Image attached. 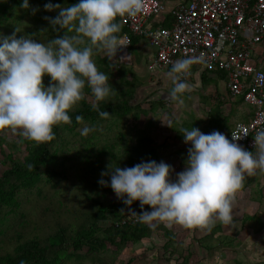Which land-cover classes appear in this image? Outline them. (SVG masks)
<instances>
[{
  "label": "clouds",
  "instance_id": "1",
  "mask_svg": "<svg viewBox=\"0 0 264 264\" xmlns=\"http://www.w3.org/2000/svg\"><path fill=\"white\" fill-rule=\"evenodd\" d=\"M22 6L29 8V0H22ZM44 8L58 10L55 17H46L53 26L67 27L74 34L65 33L47 43L0 34V130H20L25 138L38 143L54 138L55 125L71 122L70 111L84 98L86 84L97 102L94 108L99 109V102L109 96L108 76L96 65L94 48L109 57L116 55L123 46L117 35L121 31L117 17L136 16L143 11L144 0H78L67 6L47 0ZM197 63H207L204 54L186 55L173 63L166 73L173 83L169 99L183 103L182 94L193 88L184 77ZM46 75L51 78L48 85ZM99 115L111 113L101 110ZM76 119L83 120V116ZM89 131L84 127V134ZM183 139L190 147L186 167L175 180L170 178L172 165L150 159L126 167L110 164L98 183L110 186L129 206V214L152 227L156 222L210 230L217 219L232 223L234 200L246 177L264 170V128L255 134V151L239 144L240 138L233 133L229 139L219 130L205 133L195 126L184 128ZM105 175H110V181ZM135 201L140 203V212L131 208ZM51 230L47 223L36 238L52 234ZM20 264L27 262L21 260Z\"/></svg>",
  "mask_w": 264,
  "mask_h": 264
},
{
  "label": "trees",
  "instance_id": "2",
  "mask_svg": "<svg viewBox=\"0 0 264 264\" xmlns=\"http://www.w3.org/2000/svg\"><path fill=\"white\" fill-rule=\"evenodd\" d=\"M65 1L67 5L78 2V0H53V3L67 6L63 4ZM46 3L47 0H29L30 9H27L22 6V0H0V20H2L0 21V34L4 36L15 34L19 38L15 32L16 29L12 26L14 24L13 17L18 10H26L28 13L23 18H28L30 24H37V28L28 29V35L35 39L37 36H41L43 42L47 43L55 38L54 34L58 27V35L62 36L65 27L53 26L46 19L49 17L46 16L47 12L55 11L46 10L44 8ZM34 8L38 11L33 12ZM125 31L127 30L121 27V31L117 35L120 36ZM70 34L73 35L74 30ZM93 52L95 53V50ZM106 62L108 61L103 62L106 65L105 68H99V70L107 74L111 86L110 94L113 93V95L107 96L109 99L100 101L99 109L94 108L84 96L70 111L71 122L54 126L55 136L51 141L38 143L25 137L21 138V133H17L16 139H19L20 142L18 140L12 144L6 142L8 148L6 153L0 147V156H3L0 165L4 167L0 172V264H20L21 260L26 261L27 264H60V262L62 264L71 259L74 261L88 260L92 264L102 263L103 260L98 255L109 250V246H114L115 251L113 252L117 253L128 243H136L144 237L152 235L155 230V227L148 226L147 223L141 221L121 224L120 219L129 206L124 204L121 199H107L106 193L108 194L112 188L102 186L97 180L93 182L92 179L98 178V171H103L108 167L111 164V159H123L122 167L133 166L144 160L155 159L158 161V148L154 146V141L148 135L143 133L144 135L137 140L135 145L122 146V149L118 147L119 155L114 153L117 148H112L111 145L100 147L101 149H98L94 156L83 157L82 165L81 163L75 164L72 159H78L81 151L88 152L90 149L78 150L70 155L66 154L71 143V140L69 142L66 139V135L70 137L71 134H77L79 127L85 121L98 120L101 117L99 111L114 109L120 105L121 108L115 110L127 115L133 108L130 104L131 93H133L138 80L134 79L130 73L131 79H123L118 76L119 81H117L115 76L108 72L110 63ZM117 73L121 76L124 74L123 71ZM50 81V77L46 75L44 77L45 85ZM84 92L85 95L94 97L87 84ZM115 96L118 97V101L114 104L112 99ZM219 101L207 114V123L213 127L206 128L205 132L220 130L222 120L226 118L221 112L223 103L221 100ZM150 107L152 106L150 105ZM77 115L83 116V120L78 121ZM126 137L123 133L117 135L115 139L113 137L109 142L117 145L120 142V144L127 145ZM4 142V138L0 137V146ZM86 143L89 142L84 141V144ZM21 144L24 145V151L20 153L18 147ZM77 172L82 173L83 177L78 178ZM92 172H97V174H92ZM78 180L84 183L83 190L86 186H91V189L95 190L94 193L87 194L78 186L75 189L74 183ZM39 181L50 186H39ZM66 183H70L68 188L64 186ZM81 192L87 198L80 204L82 208L72 210L64 208L68 211H75L81 219L85 220L84 224L75 231V234L71 235L68 231L69 228H65L63 222L56 221L59 215L51 211L55 208L56 202L61 203L63 202L62 198H69L67 193H70V198H73ZM136 203L137 201L131 207ZM145 207L150 206L146 205ZM107 218L114 220L113 224L110 223L112 225H107V227L104 225V228H99V222L103 221L106 224ZM47 223L54 228L50 231L52 235L36 238L40 228ZM68 250L71 251L66 253ZM51 255L57 258L58 263ZM132 261L133 258H130L126 264H131Z\"/></svg>",
  "mask_w": 264,
  "mask_h": 264
},
{
  "label": "crops",
  "instance_id": "3",
  "mask_svg": "<svg viewBox=\"0 0 264 264\" xmlns=\"http://www.w3.org/2000/svg\"><path fill=\"white\" fill-rule=\"evenodd\" d=\"M163 1L166 3L167 8L170 9L180 0ZM64 4L67 5V2L65 1ZM27 9H30V7ZM27 13L28 11L25 10L22 11V13L20 14H22L24 17ZM30 15L32 14L30 13ZM171 20L172 18L168 13H163L159 16L151 17L150 19H148L146 27L152 28L160 26L165 29H169ZM56 31L57 32L54 34L55 37L59 36L58 27L56 28ZM124 33L130 34L128 30L123 32L122 34ZM129 36L131 41L129 46L127 47V54L125 60L122 59L121 56H119V51H117L116 55L114 54L109 57L104 50L97 49L95 50V53H99L97 54V57L95 59H97L96 62L98 64V67L101 66L99 63H103L104 61H108L106 63L110 64L118 63V65H116L117 71H123V73L129 72V76L131 73L133 78L138 80L133 93H131L132 98L130 99V104L133 108L130 113H136V118L133 119V125L137 124V120L138 123H144L143 126L145 130H138L148 135L153 141L154 139L149 135L148 131V126L152 122V119H149V115L152 113H158L157 111L160 110H168V112L166 113L167 117L169 116V114L171 115V112L174 114V117L171 119L172 121L170 122V124L172 123L170 126L173 129L175 135L174 141L170 138H168L167 142L162 141L160 143H157L156 141H154V146L158 148V162L160 159H163L161 158L162 154L160 153V151L162 153H164L165 151L167 153L164 156H168V154L171 153L179 159L178 163L175 164V166L182 167L186 165L188 157V148L190 147V145L186 144L183 139V129L181 126L190 125V127H201L200 129L203 132H205V130H203L205 128L211 129L213 125H208L207 114L216 104H218V102H220L219 100H221V102L223 103L221 109V112L223 113L222 115L226 116V118H224L225 120H222L219 131H224L225 134L227 133V136L231 131V128L228 125V121L229 116L232 115L235 110L232 107L226 108L225 103H227L228 101L231 106L233 105V103L237 105L239 107V110L241 111L239 113L240 120L236 123H247L251 120L253 116V110L249 105L245 104L244 101L240 98H226V82L222 86L216 84L206 89V86L209 85V81L215 79L225 81L226 73L222 70L210 71L203 70L204 68L197 69L196 67H192L191 77L188 79V81L193 85V88L190 91H186L184 94H182L183 103L178 104V100L169 99L168 94L173 87V83L170 78L167 77L166 73L171 68L163 72H152L149 69V65L152 59L154 58L156 48L142 37L133 35ZM126 60H129V62H127ZM115 61L119 62L116 63ZM204 72L207 73L205 74ZM193 94H196L198 96L199 104L197 105L191 104L192 102H190V104H187L186 102V100L189 101L188 98L191 97ZM150 105L152 107H150ZM165 105H168V108L166 107L167 109L163 108ZM189 111L193 112L192 121L183 119L179 122L178 120H176L182 114H184L183 116L186 117V113H189ZM164 114L165 113H163L161 117H163ZM197 118H204V124H197V122L195 121V119ZM236 123L233 124L232 128L235 126ZM86 125L87 123L84 122L79 128L82 129ZM168 142L169 146L167 147L166 144H168ZM99 148L100 147L90 148L88 153L91 154L90 156H94L95 152ZM116 150L119 151L118 148ZM118 165L122 167V163ZM178 172H180V170H178ZM38 185L47 187L50 186L49 184H43V181H39ZM81 195L84 197V200H87L83 192H81ZM72 201L74 203L72 209L82 208L80 205L82 201H78L77 199H72ZM66 209L70 208L66 207ZM51 212L59 215L56 221L62 222L61 213H59V210L54 208ZM106 221V225L103 221H100L102 222V226L105 225L107 227V224L110 225V223L114 222V220L112 221L108 218ZM84 222L85 220L84 218H82L80 224L71 225L69 223H64V227H68L69 230H67L70 232L71 235H74L75 231H77L79 227L84 224ZM154 223L155 230L152 232V234L154 232L160 231V236L163 240L162 249L167 253L166 256H160L159 259L163 258L161 264H171L172 261H174V263L176 262L175 264H189V253L186 256H174L175 249L177 250L179 246L177 243L179 239L175 238V234L168 227L164 226L165 223ZM147 225L149 226V224ZM48 227L52 228L49 225ZM193 232L195 235L194 243L196 244L195 248L193 246V249L194 252L198 255L196 256L195 254V262L193 264H213V261L206 262L205 260L210 256L212 252H215V254H217L216 249L220 251V260L223 261L225 264H264V170L258 169L256 174L246 177L244 187L240 190V192L236 196V199L234 200L232 223L224 224L217 219L214 225L210 228V230L208 228L194 227ZM187 234L188 233H184L183 238ZM151 236L152 235L150 234L148 237H144L142 240L133 243L135 247L134 250L136 252L134 251V254H132H136V257L132 264H138L140 262H142V264H146V262H149V264H157V255L154 254V258H146L143 254L144 252L149 250V248L152 247V243H150ZM99 255L98 257L102 259ZM140 259L142 261L139 262ZM102 260V263L105 264L104 259ZM95 264L99 263L97 262Z\"/></svg>",
  "mask_w": 264,
  "mask_h": 264
},
{
  "label": "built area",
  "instance_id": "4",
  "mask_svg": "<svg viewBox=\"0 0 264 264\" xmlns=\"http://www.w3.org/2000/svg\"><path fill=\"white\" fill-rule=\"evenodd\" d=\"M163 13L172 18L169 29L146 27L148 19ZM117 18L130 33L120 36L123 46L118 51L124 60L133 35L156 48L149 65L152 72L166 71L177 59L193 54H204L207 63L192 67L224 71L225 97L240 98L253 110L251 120L236 123L228 138L233 133L239 144L255 150V134L264 128V0H180L170 9L163 0H144L143 11L136 16ZM131 208L140 212L139 201ZM120 220L139 222L128 209Z\"/></svg>",
  "mask_w": 264,
  "mask_h": 264
},
{
  "label": "rangeland",
  "instance_id": "5",
  "mask_svg": "<svg viewBox=\"0 0 264 264\" xmlns=\"http://www.w3.org/2000/svg\"><path fill=\"white\" fill-rule=\"evenodd\" d=\"M20 13H22V11L18 10L15 13L14 17H13L14 24L12 26H14V28L16 29L15 32H17L18 37L29 36V37L33 38L32 36L28 35L27 31L30 28L31 29L32 28H37L36 27L37 24H35V25L30 24L29 19L28 18L24 19L23 15L20 14ZM47 13L48 14H46V16L55 17L58 14V10H55L52 13L51 12H47ZM4 16H3V18H4ZM0 21H2V20H0ZM32 26H34V27H32ZM65 33L70 35V31H69V29L67 27L64 28V31H63V33L61 35H64ZM41 38H42L41 36H37L38 40H41ZM41 41L43 42V38H42ZM94 50H96V49L94 48ZM98 53L99 52H97V53L93 52V59H94L96 65H97V67H98V64L96 62L97 59H95V58L97 57ZM100 55H101V53H100ZM115 62L117 63L119 61H115ZM127 62H129V60ZM99 64L101 66L98 67V69L99 68H105V66H106L104 63H99ZM116 65H118V63L117 64H109V71L108 72L112 73L115 76L114 78H116L117 81H119V77L125 78V79H130V76L128 75L129 72H124V74L122 76L119 75L117 73L118 71H117ZM120 67H121V65H120ZM49 83H47L46 85H48ZM208 83H209V85L206 86V89L208 87H212V86H214L216 84L219 85V86H222L223 84H225V81L224 80L215 79V80L209 81ZM109 95H113V93H111ZM85 97H86V100L90 104H92V105L96 104V101H95L94 97H90L88 95H85ZM105 99H109V98L106 97ZM188 99H189V101L186 100L187 104H190V102H192L191 104H195V105L199 104V102H198L199 99H198V96L196 94H193ZM112 101L115 104L118 101V97L115 96V98H113ZM177 103L179 104L180 102L177 101ZM225 104H226V108L232 107L235 110V112H233L232 115L229 116V121H228V125L232 129L233 124L240 120L239 113L241 111L239 110V107L237 105H235L234 103H233L232 106L229 103V101L227 103H225ZM113 106L115 107V105H113ZM167 106L168 105H165L164 108L167 109L168 108ZM99 107H101V105H99ZM76 108H77V106H76ZM116 108H121V106L117 105ZM116 108L107 110V111H109L111 113V115L108 116V117H100L98 120H96L94 122L85 121L87 123L86 126L90 128V131L87 134L83 133V129L84 128H82V129L79 128L78 133L77 134L74 133L73 135L71 134L70 137L67 136L66 133H65L66 139L69 142L71 140V143L69 144L67 152L65 151L66 154L70 155V154H73L74 152H76L78 150L90 149V148H94V147H96V148L97 147H103L105 145H111L112 148L120 147L121 149H122V146L123 147H127V146L135 145L137 140H139L144 135L142 133V131L138 130V129H144V126H143L144 123L143 124L141 122L138 123V120H137V124L133 125V119L136 118V113L132 112V113H129L127 115H123V112L120 113L119 110H115ZM185 111H188V110H185ZM157 112L158 113H152V114L149 115V119H152V122L148 126L149 127V129H148L149 135L157 143H160L162 141L163 142H165V141L167 142L168 138H170L171 140L174 141V139H175L174 136L175 135H174L173 129L170 126L172 124V123L170 124V122L172 121L171 119L174 117V114L171 112V115L169 114V116H171V117H169V116L167 117L166 113L168 112V110H160V111H157ZM161 112L165 113L163 117H161V115L163 114ZM192 114H193V112L189 111V113H186V117H184L183 116L184 114H182L176 120H178L179 122L181 120H183V119L192 121L193 120V115ZM203 119L204 118H202V119L197 118V119H195V121L197 122V124L203 125L204 124V120ZM86 126H84V127H86ZM181 127H182V129H184V128L191 129L192 128V127H190V125H183ZM204 128H205V126H204ZM205 129H203V130H205ZM136 131H137V133H136ZM211 131H213V130H211ZM221 132H223L225 134L224 131H221ZM17 133H21V136H22L21 138H24V136L22 134V131H20V130H15L14 131L11 128H6V129L0 130V137L4 138V141H5L4 144H2V146H0V147H1V149L2 148L4 149L5 153L7 152V149H8L6 144H5L6 142H8L10 144L16 143L15 140H18V142H20L19 139H16V134ZM123 133L127 136L126 137L127 145H125L124 143L120 144V142H118L119 143L118 145L117 144H111V142H109V141H111V139L113 137H114V139L116 138V136H117L116 134L120 135V134H123ZM226 135H227V133H226ZM84 141H88L89 143L84 144ZM166 146L167 147L169 146V142H168V144H166ZM18 149H20V151H19L20 153L23 152L24 151V145L21 144L18 147ZM99 149H101V148H99ZM119 152L120 151H114V153L116 155H119ZM160 153L162 154L161 158H163V159H160L159 161L163 160V161L169 163L170 165H172L173 171L170 173V178L175 180L177 178V173H179L178 170H180V171L184 170L186 165H184L182 167L181 166H175V164L178 163L179 159L174 154L169 153L168 156H164L167 152L164 151V153H162L160 151ZM90 155L91 154L88 153L87 151H81L78 159L74 158L72 160L74 161L75 164L81 163V165H82L83 157H88ZM1 159H3V156H0V160ZM122 162H123V159L119 160V158L110 160V163L113 164V166L117 165V164H120ZM81 165H79V166H81ZM2 168H4V167H2L0 165V172H1ZM108 171H109V168L106 167L103 171H98V174H97V172H92V174H97L98 175V178H96V179L92 178L93 182L95 180H97V182H98L101 179L102 172H108ZM81 174L82 173L77 172L78 178L80 176L83 177ZM104 178L108 179L110 181V175H105ZM68 182H71V181H68ZM76 183H74L75 189H77L76 186H78L79 189L81 190L82 186L84 185V183L81 182L80 180H78V182L76 181ZM69 184L70 183H66L64 186L68 188ZM109 189H111V188H109ZM83 191L86 192L87 194H92V192L94 193L95 190L94 189L92 190L91 186H86V188ZM66 195H69V198H62L64 203L63 202H61V203L56 202L54 204V206H55V208L57 210H59V213H61V220H62L63 223H69L71 225L80 224L81 223V218L75 213V211H68V210H65L64 208H66V207H68L70 209L73 208L74 203H73L72 199L73 200L77 199L78 201H82V203H83L85 201L84 197L81 195V193L79 195H77L76 197H73V198H70V193H67ZM106 197L109 200H112V199L118 200L119 199L116 196V194L114 193L113 190H110V192L108 194L106 193ZM98 225H99V228H104L102 226V222H99ZM107 225H109V224H107ZM164 226L168 227L175 234V238L176 239H179V241H177L179 246H178L177 250L175 249L174 256H176V257H177V255L186 256L189 253L190 254L189 264H193L195 262V254H196L194 252V249H193V246L195 248V245H196L194 243V239H195V235H194V232H193L194 228H188V227H185V226L180 225V224H173L171 227H169V226L164 224ZM184 233H188V234L183 238V234ZM160 234H161L160 231L154 232L152 234L151 240H150V243H152V247L149 248V250H147L146 252L143 253L146 258H149V257L154 258L155 255H157V258H158L157 264H161L162 263L163 258L159 259L160 256H163V255L166 256L167 255V253L165 251H163V249H162L163 240H162V237L160 236ZM187 237H189V238H187ZM145 243H149V242H145ZM134 248H135L134 244L128 243L125 247L122 248V250H120L119 252L116 253V252H113V251H115V247L114 246H109V250L100 253L99 256L102 259H104L105 264H125L130 258H133V261H134V259L136 257V254L133 255L134 254L133 252L135 251ZM70 251L71 250H68V251H66V253H69ZM216 253L217 254H215V252H212L210 254V256L208 258H206L205 261L206 262L213 261L214 262L213 264L224 263L223 261L220 260V257H219L220 251L218 249H216ZM196 256H198V255L196 254ZM140 261H142V260L140 259L139 262ZM175 263H174V261L171 262V264H175ZM62 264H92V263L90 261H88V260H85V261L84 260L83 261H74L73 259H71L69 261L63 262ZM99 264H103V263L100 262ZM138 264H142V262H140ZM146 264H149V262H146Z\"/></svg>",
  "mask_w": 264,
  "mask_h": 264
}]
</instances>
